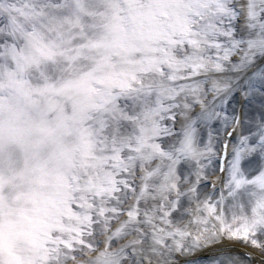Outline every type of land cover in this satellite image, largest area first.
Wrapping results in <instances>:
<instances>
[{"label": "snow or ice", "instance_id": "1", "mask_svg": "<svg viewBox=\"0 0 264 264\" xmlns=\"http://www.w3.org/2000/svg\"><path fill=\"white\" fill-rule=\"evenodd\" d=\"M0 264H264V0H0Z\"/></svg>", "mask_w": 264, "mask_h": 264}]
</instances>
